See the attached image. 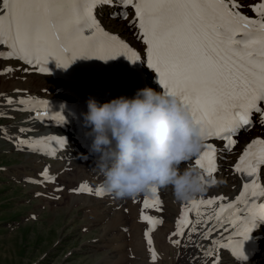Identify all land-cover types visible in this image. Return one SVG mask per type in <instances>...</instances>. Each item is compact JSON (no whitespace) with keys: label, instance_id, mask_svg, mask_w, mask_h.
<instances>
[{"label":"snow or ice","instance_id":"obj_1","mask_svg":"<svg viewBox=\"0 0 264 264\" xmlns=\"http://www.w3.org/2000/svg\"><path fill=\"white\" fill-rule=\"evenodd\" d=\"M112 4L125 9L119 13L124 19H128L126 9H134L130 23L146 46L143 59L157 73L165 94L175 95L187 108L204 141L221 139L231 151L237 144L233 137L241 129L252 127L254 114L264 123V0L251 6L255 18L243 14L237 0H0V45L8 49L0 51V58H16L42 73H49L50 58L64 69L78 58L108 61L124 55L134 63L142 59L141 54L118 35L106 31L94 14L98 6ZM28 102L25 98L19 100L21 105ZM8 103H12L11 98ZM39 103L45 110L37 111V116H48L47 102ZM52 119L58 124L64 122L61 113ZM17 141L33 151L50 152L54 151L53 143L61 148L65 143L60 137H18ZM195 165L209 176L216 171L212 144L204 145ZM262 168L264 138L257 137L247 144L233 166V171L246 180L235 201L226 203L224 196L190 200L176 220V230L169 237L171 243L179 244L180 240L172 237H183L190 225L189 235L195 231L189 213H195V223H200L202 209H213L204 222L214 223L203 233L204 238L216 231L228 233L221 240H213V245L231 248L237 257L246 260L242 246L249 239L251 221L264 216V203H258L264 197ZM40 175L55 180L47 168ZM71 191L93 193L86 183ZM103 194L100 187L95 189V195ZM160 203L158 198H145L143 209L163 211L158 207ZM140 220L149 226L145 237L155 260L151 232L163 221L143 210ZM206 255H212L211 249Z\"/></svg>","mask_w":264,"mask_h":264},{"label":"bare ground","instance_id":"obj_2","mask_svg":"<svg viewBox=\"0 0 264 264\" xmlns=\"http://www.w3.org/2000/svg\"><path fill=\"white\" fill-rule=\"evenodd\" d=\"M259 2H261V0H251L249 3L251 5H255ZM239 5L241 6L239 10L243 14L252 18L256 17V13L252 11L251 6L245 4ZM111 8L112 9L110 11H106V7H103L100 8L96 13L98 19L101 21L102 27L105 30H108L111 34L118 35L124 42L131 44V46L139 51L141 56H143L145 54L144 48L146 49V46L142 43L141 39L138 38V29L133 27L130 23L134 17L132 15V9H126L128 12V19L122 21L119 26L116 27L115 20L113 18H109V16L113 15L114 13L119 15V13L125 11V9L120 8L116 4H112ZM130 63L133 66L135 65L133 62ZM8 68H11L12 70L5 71V69ZM25 69L27 68L21 66L19 63L11 59L0 58V106L3 107H0V110L1 112L5 113L6 119L12 120L11 123L9 122L8 125L6 124L7 126L1 127L0 135L2 139L7 141L6 145L9 150L21 151L27 155L26 158L22 157V159L27 160L30 164H33L29 167V169L35 172V174L34 172L32 173L35 175V177L30 176L29 180L36 181V184L39 182L41 185L42 182V185L44 186L49 185L44 183L46 178L40 175L41 172L47 168L49 170L50 177L55 176V179H61L62 190H72V184L76 186L75 189L83 183H86L90 187L93 186V193L89 195L76 192L72 194L70 193V203L69 200L68 203L70 206L82 204V207L89 211L88 213L94 214L97 218H100L99 220L102 219V221L109 213H116L119 215L120 217L114 218L116 220H114L113 223L108 222L103 228V231L101 232L103 238L107 235V233L115 232L118 230V227L120 229L121 226L123 227V225L127 224L128 222L125 217L128 219H134L133 223H131L130 229H127V231L123 232L122 235L123 240H126L128 243L124 245V249H117L114 255H110L111 252H109V254L107 253L108 258H106V262L113 261L114 259V264H129L125 261L123 262L121 257H118V254L122 253L126 255H134L142 261L140 263L134 262L132 264H152L151 262L153 261L154 264H212L213 261H218V264H242V261L238 260L237 256L233 252L229 253L226 250L228 249L227 247L220 248L213 245L212 243L213 240H221L222 237H226L228 233L224 231H216L213 232L212 235L207 239L204 238L203 233L214 223L213 220H208L207 223L204 222L213 209H202L204 216L200 218V223H195L197 220L195 213H189V219L193 221L195 231H191V234L189 235L190 229L193 227L190 225L189 228L184 230L185 235L183 237H175L174 240H180V243L176 245L172 244L171 241L166 240L165 231L158 229L161 228V226L158 227L159 225H157L155 230L151 232L153 241L151 248L157 249V243L159 241L163 249L168 247H170V249L167 253H156V259L153 260L152 252L149 250L150 246L147 243V239L146 237H143L144 227L149 228V226L146 222H142L140 220L141 211L143 210L145 214H148L146 211L149 208L143 209V202H137V200L142 196H144L143 200L148 198L150 192L143 193L134 199H117L114 196H110L106 193H104L102 196H97L95 195V189L100 187L102 177L94 168L95 164L86 159L85 156L80 155L81 152L79 151L76 143L70 142L66 148L51 152L50 150L33 151L26 145L19 144L17 141L18 137L38 139L41 137H51V134L59 131V129L55 127V124L52 122L49 115L42 117L37 116V111L45 110L39 102L46 101L48 105L47 111L50 113L54 100L58 97H62L60 94L55 93L54 90L60 88L61 92L68 93L67 96L71 94V96L65 97L68 100L79 98L77 86L69 83L63 84L59 80L50 81V78L45 76L35 77L36 75H30L31 72L29 69H27V71H25ZM123 78L126 80L128 77L126 74H123ZM50 82H52L54 85L57 84V88H49L51 85L48 83ZM119 84L114 81V86L118 87ZM17 89L20 91L18 92ZM3 93L4 97H1V94ZM9 98L12 100L11 104L8 103ZM21 98H25L29 102L21 105L19 104V100ZM32 101H36L37 103L33 104ZM80 126L81 129H83L81 123ZM20 128H24L25 132L20 133ZM29 129H31V131H29ZM259 133H261V129L255 127L249 133L240 135L237 148H240L242 144L245 145L250 139L255 138ZM236 150L237 149H234L232 153L228 154H218L217 160L219 162V166L211 176L207 175L203 170L200 169L207 178L213 181V184L209 185V183L207 190L195 199H208L215 196H224L227 198L225 201L226 203L235 201L244 184L241 177L233 171L235 158L237 157ZM30 151L35 153L31 152V154H29ZM46 155H50L58 159L56 164H50L48 161H46ZM196 158L197 157L182 164L180 166L181 170L185 167L198 168L195 165ZM27 166H29V164ZM64 169L65 172H63ZM16 174L20 176L22 175V178L27 180L26 176L28 175L26 172H17ZM216 174L220 175L219 180L215 178ZM262 177L264 178V171L262 172ZM42 185L38 189H42ZM167 191L169 190L166 188H157L155 197L156 199L158 198L160 200L161 203L158 207H162L163 211H157L156 208H152L154 210V214L151 216L160 219L162 217V212H167V210H169L168 214H170L169 218H171V221L169 220V222L165 220V224H163L162 227L165 226L167 230L175 231L176 220L180 215L181 209L190 200L186 202H177L175 199H171L172 197L170 199L167 198L166 200H163L162 196L164 194L168 196L169 194ZM169 192H171V188ZM35 193L37 194L38 191ZM63 193L65 194L66 192L63 190ZM103 201H105V203L103 206H101L100 202ZM133 202H135V204H133ZM215 207L216 206L214 205L213 208ZM240 207H243V205ZM118 208L121 209V211H118ZM125 211H128L129 216L127 213L124 215ZM174 218L175 220H173ZM169 233H167V237L169 236ZM249 236L251 237V242L256 245V248L251 250L252 258H254L250 260L248 264H264V231H250ZM108 241L109 240L104 238L105 243ZM209 249L212 251L211 256L206 255ZM174 250V256L169 255V252ZM166 257L169 258V261L165 260ZM166 261L167 263H164Z\"/></svg>","mask_w":264,"mask_h":264},{"label":"clouds","instance_id":"obj_3","mask_svg":"<svg viewBox=\"0 0 264 264\" xmlns=\"http://www.w3.org/2000/svg\"><path fill=\"white\" fill-rule=\"evenodd\" d=\"M83 113L92 137L90 153L104 193L134 199L155 188H171L177 202L202 195L212 183L196 167L181 165L197 157L204 139L200 128L175 95L138 89L100 104L87 100Z\"/></svg>","mask_w":264,"mask_h":264},{"label":"rangeland","instance_id":"obj_4","mask_svg":"<svg viewBox=\"0 0 264 264\" xmlns=\"http://www.w3.org/2000/svg\"><path fill=\"white\" fill-rule=\"evenodd\" d=\"M250 1L237 0L239 4L252 6L249 3ZM119 17L118 15V19ZM121 22L120 19L115 20L116 27ZM48 84L51 85L49 87H52L51 89L57 88V84L54 85L52 82ZM1 97H4V93L1 94ZM3 113L0 110V129L12 122V120L6 119L5 113ZM6 144L7 141L2 139L0 135V264H114V259L106 262L107 253L111 252L110 255H114L117 249H124V245L128 242L123 240L122 235L127 229H130L134 219L125 217L128 225L125 224L120 229L118 227L117 231L107 233L104 238L109 241L105 243L101 233L103 228L108 222L113 223L116 220L114 218L120 216L116 213H109L102 221L94 214L88 213L89 211L84 209L82 204L70 206L69 195L74 192L70 189H63L66 192L65 194L63 190L56 191L57 188H61L62 181L60 178L48 182L49 185L46 186L42 185L41 182L43 187L38 189L41 186L40 183L37 182L36 184L33 182L34 180H29L30 176L35 177L32 174L34 171L29 169L33 164L22 159V157L26 158L27 155L21 151L9 150ZM46 160L50 164H56L55 161H57L47 158ZM28 164L29 166H27ZM17 172H26L28 175H25L27 180L22 178V175H17ZM63 172H65V169ZM215 178L219 180L220 175L218 174ZM71 187V189H75L76 186L72 184ZM166 189L170 191V188ZM36 191L40 195H37ZM169 191H167L168 196L166 194L162 196L163 200L171 197V199H174L172 190ZM143 197L137 202L142 203ZM104 203L105 201L100 202V205L103 206ZM118 211H121V209ZM168 211L162 212L160 219L163 223L158 224V227L161 226L158 229L165 231V238L170 241L168 237L172 233L169 232H174V230L170 231L165 226L162 227L165 220L171 221ZM146 212L149 213L147 215L154 214L152 208H149ZM124 213L126 215L128 211ZM147 230L148 227H144L143 237H145ZM167 233H169L168 237ZM157 245L158 248L154 251L158 254H161V252L167 253L170 249V247L163 249L159 241ZM174 253L175 250L170 251L169 255L174 256ZM118 255L123 259V262L129 264L142 262L134 255L122 253ZM165 260L169 261V258L166 257ZM167 261L164 263H167ZM153 262L151 263L154 264ZM242 264L248 263L242 262Z\"/></svg>","mask_w":264,"mask_h":264}]
</instances>
